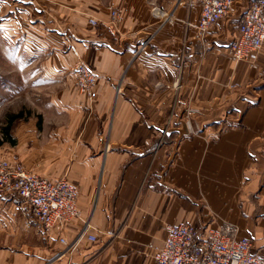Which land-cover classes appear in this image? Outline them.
<instances>
[{
    "label": "crops",
    "instance_id": "crops-1",
    "mask_svg": "<svg viewBox=\"0 0 264 264\" xmlns=\"http://www.w3.org/2000/svg\"><path fill=\"white\" fill-rule=\"evenodd\" d=\"M253 1L237 0L205 34L198 0L0 2V58L23 54V22L36 18L23 86L38 115L13 114L0 158L66 177L98 239L80 238L78 219L49 235L26 227L16 201L0 198V264H155L168 225L224 223L264 258V46L253 61L230 51ZM11 62L0 70L12 74ZM78 63L96 75L95 100L77 89Z\"/></svg>",
    "mask_w": 264,
    "mask_h": 264
},
{
    "label": "built area",
    "instance_id": "built-area-1",
    "mask_svg": "<svg viewBox=\"0 0 264 264\" xmlns=\"http://www.w3.org/2000/svg\"><path fill=\"white\" fill-rule=\"evenodd\" d=\"M202 5L197 28L202 33L220 23L237 0H198ZM123 21L112 9L109 23L115 27ZM90 24L102 25L95 19ZM239 36L230 46L237 61H253L264 46V0H255L239 19ZM76 86L90 100L97 98L96 75L83 63L74 68ZM0 198L16 201L14 212L22 214L26 227L36 224L47 235L78 219L83 223L80 238L97 242L91 233L90 218H82L77 205L78 191L66 177L51 179L29 170L23 163L0 158ZM61 243L67 244L65 238ZM155 264H264L253 250L250 239L240 238L237 228L229 223L218 227L168 225L163 246L154 255Z\"/></svg>",
    "mask_w": 264,
    "mask_h": 264
},
{
    "label": "rangeland",
    "instance_id": "rangeland-1",
    "mask_svg": "<svg viewBox=\"0 0 264 264\" xmlns=\"http://www.w3.org/2000/svg\"><path fill=\"white\" fill-rule=\"evenodd\" d=\"M11 2V4L15 5L19 3V0H0L1 3L4 2ZM8 17V14H6L3 17H0V24ZM30 22L24 23L23 22V54L17 53L19 48L17 46L15 47L14 53L11 51L10 55L6 54L4 57H1L0 64L4 61H15L11 63H15V70L10 71L12 74L8 75V64L5 63L4 66V72L0 70V72L5 73L0 74V153L3 150H6L8 146L11 144L7 142L5 136L3 135V128L7 125L8 119L15 113H26L25 120H27L31 114H34L35 117L38 115L36 114V108H35V94L34 91H32L33 87L24 88L23 86V79L25 78L29 79V76L31 74H34L33 71L30 70H24V65L34 62L36 60V37L33 35L29 39L26 38V33L30 32L31 28L36 25V18L30 17L28 18ZM91 25V24H90ZM26 29V30H25ZM60 32H66L69 31L66 28L61 29ZM64 34V33H63ZM69 43L71 44H77V39H74L72 37H69L67 39ZM16 44H19V41L17 39ZM68 44L64 42L63 50H66L68 48ZM4 60V61H3ZM76 66V65H75ZM14 72V74H13ZM27 73L26 75H24ZM8 75V76H7ZM11 81L13 83V86H9L8 83ZM27 91V92H25ZM26 93V94H25ZM25 98H30L31 100H28L29 102L25 101ZM26 103V104H23ZM25 105H29L26 107ZM34 112V113H33ZM20 120H17L15 124H17ZM14 124V125H15ZM6 148V149H5Z\"/></svg>",
    "mask_w": 264,
    "mask_h": 264
},
{
    "label": "trees",
    "instance_id": "trees-1",
    "mask_svg": "<svg viewBox=\"0 0 264 264\" xmlns=\"http://www.w3.org/2000/svg\"><path fill=\"white\" fill-rule=\"evenodd\" d=\"M21 117L20 114L18 115H13L9 118L8 120V124L3 128V135L6 137L9 136V133H10V130H11V126H12V123L15 121V120H18L19 118ZM12 143H15L14 140H11Z\"/></svg>",
    "mask_w": 264,
    "mask_h": 264
},
{
    "label": "water",
    "instance_id": "water-1",
    "mask_svg": "<svg viewBox=\"0 0 264 264\" xmlns=\"http://www.w3.org/2000/svg\"><path fill=\"white\" fill-rule=\"evenodd\" d=\"M182 124H183V125H184V127H185V125H186V122L184 121Z\"/></svg>",
    "mask_w": 264,
    "mask_h": 264
}]
</instances>
